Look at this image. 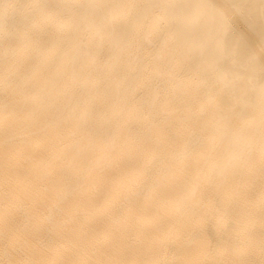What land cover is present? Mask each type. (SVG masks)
<instances>
[{
	"label": "bare ground",
	"instance_id": "6f19581e",
	"mask_svg": "<svg viewBox=\"0 0 264 264\" xmlns=\"http://www.w3.org/2000/svg\"><path fill=\"white\" fill-rule=\"evenodd\" d=\"M0 264H264V0H0Z\"/></svg>",
	"mask_w": 264,
	"mask_h": 264
}]
</instances>
